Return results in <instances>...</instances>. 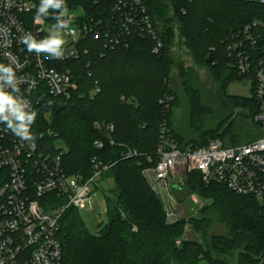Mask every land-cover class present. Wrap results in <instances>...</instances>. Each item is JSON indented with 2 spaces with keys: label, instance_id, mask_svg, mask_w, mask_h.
<instances>
[{
  "label": "trees",
  "instance_id": "16d2710c",
  "mask_svg": "<svg viewBox=\"0 0 264 264\" xmlns=\"http://www.w3.org/2000/svg\"><path fill=\"white\" fill-rule=\"evenodd\" d=\"M32 1L36 9L23 16L27 25L28 19L39 17L59 26L62 13L82 8L97 14V8L105 4L102 0L99 5L95 0ZM145 2L162 40L159 54L154 53L156 44L150 38L132 39L129 48L108 50L102 39L91 37L82 42L87 53L83 51L79 59L62 65L76 75L78 88L73 97L48 96L33 112L23 114V120L17 118L19 125L44 135L41 144L50 152L56 153V139L64 143L67 151L62 161L69 175L91 177L94 156L111 165L104 179L113 180L114 186L103 194L108 204L107 221L99 232L94 235L88 231L75 208L61 217L63 264H264V203L252 196L236 195L223 183L204 184L194 172L187 176L185 189L207 204L199 217L168 224L163 204L143 172L159 160L156 152L163 125L179 146L203 147L213 139L231 145L256 140H240L233 123H229L236 107L249 111L246 120L252 122L259 111L253 88L250 98L226 96L225 89L232 80L245 79L231 67L226 45L233 31L262 18L263 8L250 0ZM56 3L60 6L55 7ZM176 31L197 66L221 84V103L229 115L216 123L207 122L212 111L204 105L193 80L196 73L181 70L192 104L190 128L200 133L192 132L190 144L185 145L173 128L177 100L169 85L176 65L172 57ZM96 82L100 91L92 94ZM96 124L114 126L115 146ZM96 141H102L105 148L99 150ZM131 151L139 156L126 158ZM188 222L200 233L202 242L182 239ZM215 224L223 226L224 232L212 234ZM180 239L181 246H177Z\"/></svg>",
  "mask_w": 264,
  "mask_h": 264
},
{
  "label": "built area",
  "instance_id": "2783aa9c",
  "mask_svg": "<svg viewBox=\"0 0 264 264\" xmlns=\"http://www.w3.org/2000/svg\"><path fill=\"white\" fill-rule=\"evenodd\" d=\"M102 1L105 4L97 14L67 11L60 14L59 26L39 17L28 19V26L23 16L36 9L32 0H0V93L10 96L18 109L17 114L8 107L0 113V264H63L61 217L70 208H91L98 193H105L104 175L111 167L94 156L91 177L69 175L62 161L67 149L50 152L41 144L44 135L19 125L17 115L33 112L48 96L73 97L76 75L62 65L79 59L86 51L82 42L91 37L102 39L108 50L129 48L132 39L146 38L156 44L154 53L163 47L145 0ZM250 1L264 11V0ZM53 39L62 43L52 49L30 48ZM227 42L231 67L252 80L259 111L254 122L261 127L260 137L245 144L213 139L207 146L181 147L163 125L156 152L159 160L143 172L163 204L168 224L184 219L176 192L185 188L187 176L194 172L204 184L223 183L236 195L264 203V16L233 31ZM95 85L92 94L100 91L98 82ZM95 127L115 146L113 125ZM95 146L105 148L102 141ZM136 156L138 152L131 151L126 158ZM191 198L201 208L207 204L196 194Z\"/></svg>",
  "mask_w": 264,
  "mask_h": 264
},
{
  "label": "rangeland",
  "instance_id": "374dc122",
  "mask_svg": "<svg viewBox=\"0 0 264 264\" xmlns=\"http://www.w3.org/2000/svg\"><path fill=\"white\" fill-rule=\"evenodd\" d=\"M168 1V0H164ZM82 8L78 9L81 10ZM48 34V33H47ZM61 35V34H60ZM172 57H174L176 61V65L173 69V74L170 78L169 85L172 87L176 94V108L174 109V126L175 133L183 138V142L185 144H190V137L192 132L195 131V135L199 136L200 133L198 130L192 131L191 126V99L188 95L185 86L183 85V77L181 76V72H190V70L194 71L196 74L194 76V81L196 85L201 90L202 97L204 99V105L211 109V114L207 118V122H217L223 117V115L229 116L227 112H225L224 104H222L223 91L221 89V84L217 83L211 77L210 73L207 70L200 69L195 63L193 57L191 56L190 51H188L187 47L182 43V40L178 36V32L176 31V41L174 48L172 49ZM182 70V71H181ZM252 88L253 83L252 80L248 77L240 80H232L230 84L225 89V93L227 97H242V98H250L252 96ZM227 114V115H226ZM249 111L245 110L241 107H236L234 109V115L229 120V123H233L234 129L233 131L237 133L240 137V140L244 142H249L251 139H258L261 133V127L254 121L246 120V116H248ZM197 125H200V120L196 117ZM197 131V132H196ZM199 137V140L202 139ZM54 147L56 149H67L64 143L61 140H55ZM181 147H189V146H181ZM113 180L109 179L105 181V184L102 185L104 191H109L113 187ZM177 199L181 203L182 210L184 211V219L187 221L193 220L200 216L201 207L197 206L194 203V200L191 198L193 194H190L188 190L183 188L180 191L176 192ZM108 211V204L103 199V192L100 191L98 196L95 198L94 204L91 208H87L81 210L79 212L80 217L86 224L88 231L92 234L96 235L99 232V229L103 224L107 221L106 213ZM224 232V227L215 224L212 228V234H221ZM201 235L191 223L185 224V231L182 239L187 241H201ZM177 241V246H181V241Z\"/></svg>",
  "mask_w": 264,
  "mask_h": 264
},
{
  "label": "clouds",
  "instance_id": "9594fccd",
  "mask_svg": "<svg viewBox=\"0 0 264 264\" xmlns=\"http://www.w3.org/2000/svg\"><path fill=\"white\" fill-rule=\"evenodd\" d=\"M48 4H53V0H47ZM55 7H59L60 5L58 3L54 4ZM62 43L59 39H53L46 44L37 45L35 43L30 45V48H48L52 49L54 46H59ZM10 71V70H9ZM14 101L11 99L10 96L5 95L3 93H0V113H3L5 111V108H10L14 114L18 113V109L13 107ZM17 118L20 120L24 119V115L22 113L17 115Z\"/></svg>",
  "mask_w": 264,
  "mask_h": 264
}]
</instances>
